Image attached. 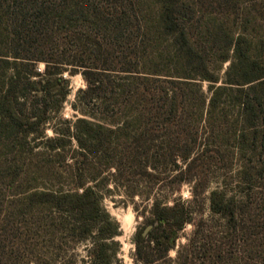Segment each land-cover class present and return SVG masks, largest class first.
<instances>
[{"label": "trees", "instance_id": "16d2710c", "mask_svg": "<svg viewBox=\"0 0 264 264\" xmlns=\"http://www.w3.org/2000/svg\"><path fill=\"white\" fill-rule=\"evenodd\" d=\"M67 65L83 68L84 116L49 136ZM213 164L210 225L193 209ZM106 172L132 197L193 184L155 201L137 263L264 264V0H0V264H52L61 233L93 240L88 264H121Z\"/></svg>", "mask_w": 264, "mask_h": 264}, {"label": "rangeland", "instance_id": "374dc122", "mask_svg": "<svg viewBox=\"0 0 264 264\" xmlns=\"http://www.w3.org/2000/svg\"><path fill=\"white\" fill-rule=\"evenodd\" d=\"M228 65L229 62L223 65L221 76H224ZM39 66L42 70L44 69V64H40ZM66 69L67 70L63 73V77L69 81L71 91L63 104L61 113L58 116H53L52 121L46 127V133L49 136L55 135L52 130L53 127L60 129L66 126L67 123L64 119L74 122L78 117L84 116L83 109L86 107L78 100L80 91L87 87V83L80 72L83 68L78 67L76 68L77 70L74 71L73 66L67 65ZM204 88L207 89L206 83L204 84ZM75 104L78 107L77 109L74 108ZM72 148L78 149L75 141H72ZM208 173L209 183L205 189L201 190L193 210L196 213V221L200 218H204L207 219V224L213 225L215 220L211 217L209 196L211 191L218 186V172L215 164H213ZM109 175V172L104 173L103 176H100L98 181L102 182L100 191L103 193L102 204L104 208L110 213L113 219L120 224L121 234L116 237V240L120 243L118 257L121 260V264H140L136 262L135 257L137 253L135 236L137 231L146 229L148 225L146 216L151 217L153 204L156 200H160L163 203L172 205L175 199L179 197H182L184 200H191L193 184H171V177L168 178L165 176L166 178L161 179L158 183L150 184L141 182L137 187L132 188L138 191V193L132 197L131 194L125 191L123 186L117 187L112 181H108L107 187L105 188L103 185L105 181H102V178L108 177ZM193 230L194 225L187 224L184 230L174 234L175 245L169 252L172 258H175L181 246L188 242ZM54 241V243H51L49 249L44 250V253H47L50 257L55 256L54 258H58L52 264H62L65 258L71 259L74 264L89 263L91 250L94 244L91 238L78 240L77 238L69 237L65 233H61L58 239L55 238ZM23 254V251H21V258ZM32 255H35V253Z\"/></svg>", "mask_w": 264, "mask_h": 264}, {"label": "water", "instance_id": "95a60500", "mask_svg": "<svg viewBox=\"0 0 264 264\" xmlns=\"http://www.w3.org/2000/svg\"><path fill=\"white\" fill-rule=\"evenodd\" d=\"M153 227V225H148L147 227H146V229H145V231H144V234H147L148 233V231L151 229Z\"/></svg>", "mask_w": 264, "mask_h": 264}]
</instances>
